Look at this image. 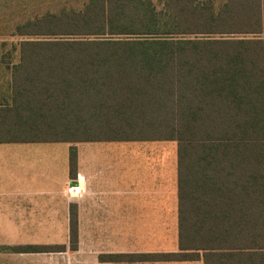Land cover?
<instances>
[{"label": "trees", "instance_id": "obj_1", "mask_svg": "<svg viewBox=\"0 0 264 264\" xmlns=\"http://www.w3.org/2000/svg\"><path fill=\"white\" fill-rule=\"evenodd\" d=\"M15 35L1 60L0 143H69L75 178L77 142H176L177 250L101 261L264 264V0H87ZM68 248L78 249L74 203Z\"/></svg>", "mask_w": 264, "mask_h": 264}, {"label": "crops", "instance_id": "obj_2", "mask_svg": "<svg viewBox=\"0 0 264 264\" xmlns=\"http://www.w3.org/2000/svg\"><path fill=\"white\" fill-rule=\"evenodd\" d=\"M155 143L148 147L147 143ZM174 142V145L164 148L171 150L169 158L161 155L162 148L158 144ZM55 143L65 142H2L0 143V247L19 244H50L54 234V207H69L74 203L77 206L78 216V247L82 238V214H87L88 238L95 240L94 227L97 226L101 215L108 219L113 203L110 199L112 191L100 188L101 183H94L93 177L100 173L108 158L109 168L111 163L120 167V172L125 178V204L136 207L139 198L148 202L143 207L163 208L164 216L159 222H154L158 227L157 236L147 239L153 232L143 233L128 237L125 241L135 237L140 241L153 245H165L172 242L173 248L143 251H130L122 247L110 253H142L163 252L177 250V207H178V178H177V145L173 140H140V141H81L74 145L77 153L76 176H69L68 152L61 151L55 174ZM84 144L81 146L80 144ZM100 143H116L112 149L103 147ZM133 143V144H129ZM86 144V145H85ZM176 147V148H175ZM59 152V151H58ZM58 154V153H57ZM13 156L14 171L7 172L6 158ZM114 155H116L114 157ZM103 162V163H102ZM60 170V171H59ZM148 173V174H147ZM154 176V179L150 178ZM104 178V177H103ZM101 178V180H103ZM119 180V178H117ZM79 186L77 190L69 188ZM104 186L110 187L106 181ZM163 187V201L158 196L159 187ZM116 193V191H114ZM115 208V207H114ZM128 208V207H127ZM130 213V211H128ZM127 213V216L129 214ZM116 218L110 226V235L118 239V226ZM133 219V216H132ZM169 223V224H168ZM172 231L169 234L168 226ZM163 232L159 233V227ZM162 237V240H160ZM151 238V237H150ZM172 239V240H171ZM78 250V249H77ZM21 255L23 253H9ZM6 258V251L0 249V264ZM198 262L188 261H110L111 264H167Z\"/></svg>", "mask_w": 264, "mask_h": 264}, {"label": "rangeland", "instance_id": "obj_3", "mask_svg": "<svg viewBox=\"0 0 264 264\" xmlns=\"http://www.w3.org/2000/svg\"><path fill=\"white\" fill-rule=\"evenodd\" d=\"M25 1V2H24ZM21 4L24 7L20 9V13L16 12L15 9L18 8L19 3L17 0H0V90H5L8 85V79L10 76V70L7 69L4 63L1 62L2 56L9 54L13 44H16L19 37L14 36V28L16 24L22 23L28 19H34L43 15L46 12H58L62 8H74L81 9L87 0H24ZM156 2V0H152ZM225 0H213L214 7L217 9ZM10 9L12 13L10 14ZM11 61L16 62L18 57V51L11 54ZM155 143H147L148 147H152ZM103 147L112 149L116 143H100ZM133 144V143H129ZM83 146L84 144H80ZM86 145V144H85ZM163 147L161 155L163 157L169 158L171 150L164 147L174 145L173 142H168L166 144H158ZM55 174H60L56 171V167L59 163V158L61 151L64 150L67 153L66 143H55ZM176 148V147H175ZM59 151V152H58ZM58 153V154H57ZM116 155H114L115 157ZM103 166L100 165V173L93 177L92 181L94 183H101L100 188L108 191H112L110 199L113 203V210L111 214H107L108 219L104 218L102 214L101 220L98 219L97 226L93 228L96 232L95 240L93 238H88V224H87V214H82V238L80 243V249L72 251L68 248V207H54V234L53 242L50 244H64L65 250L61 252H39V253H23L21 255L9 254L13 253L9 249V245L6 246V258L2 261L3 264H111L110 262H104L99 259L100 254H106L110 252H115L120 250V248L125 247L130 251H143L152 250L155 248L160 249H170L173 248V243L166 242L165 245H153L149 242L140 241L139 238L135 237L131 240L125 241V235L128 237H133L136 235H142L143 233L153 232L154 235H150L147 239L154 241V237L157 236L158 227L154 226V222H159L158 220L164 216L163 208L159 207H143L148 202L142 201L139 198V203H136V207H129L125 204L126 201V185L124 174L120 172V167L116 163H111L112 166L109 168L108 158ZM102 162V163H103ZM7 172L14 171V160L13 156L6 158V169ZM60 171V170H59ZM148 174V173H147ZM104 177V178H103ZM103 178V180H101ZM119 178V180L117 179ZM154 179V176L150 178ZM110 184V187H105L104 182ZM163 190L161 186L158 188V196L160 201H163ZM116 191V193H114ZM115 207V208H114ZM128 207V208H127ZM130 211V213H128ZM127 213L129 216H127ZM133 216V219H132ZM116 221L118 226L119 238H113L110 235V226H113V221ZM169 224V223H168ZM168 226V225H167ZM169 234H171V225L168 226ZM163 232V228L159 227V235ZM143 236V235H142ZM162 240V237H160ZM172 240V239H171ZM45 245V244H44ZM48 245V244H47ZM167 264H186V263H167ZM190 264H203L202 261L190 262Z\"/></svg>", "mask_w": 264, "mask_h": 264}, {"label": "built area", "instance_id": "obj_4", "mask_svg": "<svg viewBox=\"0 0 264 264\" xmlns=\"http://www.w3.org/2000/svg\"><path fill=\"white\" fill-rule=\"evenodd\" d=\"M78 188H79V186H73V187L69 188V193L72 192V189L77 190Z\"/></svg>", "mask_w": 264, "mask_h": 264}]
</instances>
